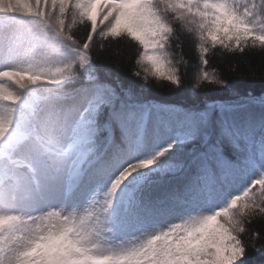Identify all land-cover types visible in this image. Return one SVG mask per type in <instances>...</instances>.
I'll return each instance as SVG.
<instances>
[{"label": "snow or ice", "instance_id": "1", "mask_svg": "<svg viewBox=\"0 0 264 264\" xmlns=\"http://www.w3.org/2000/svg\"><path fill=\"white\" fill-rule=\"evenodd\" d=\"M225 85L210 54L264 50V0H0V264H248L264 256V97L161 103ZM136 46L126 85L94 49Z\"/></svg>", "mask_w": 264, "mask_h": 264}, {"label": "trees", "instance_id": "2", "mask_svg": "<svg viewBox=\"0 0 264 264\" xmlns=\"http://www.w3.org/2000/svg\"><path fill=\"white\" fill-rule=\"evenodd\" d=\"M180 48L173 47L174 53L182 51L187 67L181 68L182 83L179 88L162 80L150 79L146 95L161 103H174L181 105L203 104L205 101H229L240 97H264V50L246 49L243 53L210 54V67H216L226 84L202 85L195 89L198 93L193 97L190 90L195 87V75L199 70L198 54L194 43L187 34L180 38ZM136 46L126 40L105 42L103 49H94L95 57L102 69L109 71L113 76L119 77L126 85L139 87L142 78L135 77ZM249 232L244 239L249 244V236L259 232L262 239L257 245L264 244V217L256 218L248 226ZM248 264H264V256L254 252L249 246L245 258Z\"/></svg>", "mask_w": 264, "mask_h": 264}]
</instances>
